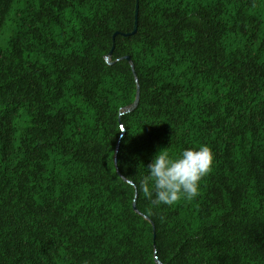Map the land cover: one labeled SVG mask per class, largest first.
Returning a JSON list of instances; mask_svg holds the SVG:
<instances>
[{
  "label": "trees",
  "instance_id": "trees-1",
  "mask_svg": "<svg viewBox=\"0 0 264 264\" xmlns=\"http://www.w3.org/2000/svg\"><path fill=\"white\" fill-rule=\"evenodd\" d=\"M0 154V264H264V0H0Z\"/></svg>",
  "mask_w": 264,
  "mask_h": 264
},
{
  "label": "clouds",
  "instance_id": "clouds-1",
  "mask_svg": "<svg viewBox=\"0 0 264 264\" xmlns=\"http://www.w3.org/2000/svg\"><path fill=\"white\" fill-rule=\"evenodd\" d=\"M213 162L214 154L206 145L184 149L178 155L161 150L146 167L147 175L141 178L144 195L156 205L168 206L181 199H194Z\"/></svg>",
  "mask_w": 264,
  "mask_h": 264
},
{
  "label": "water",
  "instance_id": "water-1",
  "mask_svg": "<svg viewBox=\"0 0 264 264\" xmlns=\"http://www.w3.org/2000/svg\"><path fill=\"white\" fill-rule=\"evenodd\" d=\"M138 31V22L136 23V28H135V30H134V32L133 33H136ZM115 44H114V48H115ZM113 53V51L110 53V54H112ZM124 58H126L127 60H129V61H131V57L130 56H126V57H124ZM134 207H135V209H137V205H136V203L134 204Z\"/></svg>",
  "mask_w": 264,
  "mask_h": 264
},
{
  "label": "rangeland",
  "instance_id": "rangeland-1",
  "mask_svg": "<svg viewBox=\"0 0 264 264\" xmlns=\"http://www.w3.org/2000/svg\"><path fill=\"white\" fill-rule=\"evenodd\" d=\"M0 156H1V154H0Z\"/></svg>",
  "mask_w": 264,
  "mask_h": 264
}]
</instances>
